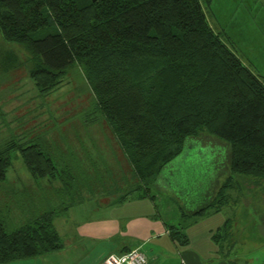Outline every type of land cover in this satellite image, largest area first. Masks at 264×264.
Masks as SVG:
<instances>
[{"label":"trees","instance_id":"obj_1","mask_svg":"<svg viewBox=\"0 0 264 264\" xmlns=\"http://www.w3.org/2000/svg\"><path fill=\"white\" fill-rule=\"evenodd\" d=\"M0 36L26 54L19 61L7 51L4 72L10 63L25 67L47 95L67 71L80 69L91 94L90 108L71 118L77 127L53 117L27 129L20 118L1 121L0 264L62 249L53 219L85 196L153 199L147 185L160 181L184 142L200 132L228 146V177L209 204L189 214L180 208L184 220L219 211L235 175L264 180L263 76L212 31L201 0H0ZM102 122L128 177H113L91 139L90 126ZM67 123L75 142L63 130ZM13 152L33 179L30 188L1 186ZM166 227L173 240L187 243L180 224Z\"/></svg>","mask_w":264,"mask_h":264},{"label":"rangeland","instance_id":"obj_2","mask_svg":"<svg viewBox=\"0 0 264 264\" xmlns=\"http://www.w3.org/2000/svg\"><path fill=\"white\" fill-rule=\"evenodd\" d=\"M201 3L212 31L251 69L264 75V0H211L209 6L202 0ZM51 32L52 29L41 31L35 38ZM7 51H13L19 61L26 59L21 47L4 42L0 36V123L20 118L22 127L27 129L51 117L60 123L65 119L70 121L90 108L91 94L80 69L71 68L57 89L41 95L27 76L25 67L10 63L7 73L2 70V60L9 53ZM70 122L78 126L77 121L72 119ZM69 123L63 130L75 142ZM15 125L13 122L10 127ZM90 134L110 164L113 177L119 179L122 174L128 177V166L107 126L103 122L94 124L90 126ZM198 143L201 147L195 149ZM227 154L228 146L224 142L200 132L184 142L180 153L162 169L160 181L147 185V193L153 195V199L132 195L124 201L112 203L113 198L98 192L97 195L85 196L83 201L64 212H57L53 225L62 249L46 254L38 264H98L108 255L120 252L123 246L132 249L135 243L142 244L141 251L146 257H151V264H164L169 249L163 246L165 240L171 239L165 234L157 236L163 232L164 226L180 224L186 238L193 240L200 235L197 233L199 227H191L188 223L214 221L216 225L220 221L223 227L226 219H230L227 225L230 229L214 232L221 235L217 240L219 246L223 250L230 249L232 258L250 259V262L237 264H263L264 180L235 175L232 186L226 191V202L209 218L184 220L179 211L180 208L182 212L193 211L204 202L209 194L208 183L218 169V184L211 190V196L215 197L227 180ZM12 156L6 182L1 186L12 185L17 190L30 188L33 180L20 155L13 152ZM116 162L120 163L122 171ZM141 191L144 193L145 190ZM115 195L114 198L121 192ZM173 241L180 248L185 245L182 239Z\"/></svg>","mask_w":264,"mask_h":264},{"label":"crops","instance_id":"obj_3","mask_svg":"<svg viewBox=\"0 0 264 264\" xmlns=\"http://www.w3.org/2000/svg\"><path fill=\"white\" fill-rule=\"evenodd\" d=\"M246 65L248 66V63ZM251 70L253 72H255L253 69H251ZM258 75H260V74H258ZM260 76H263V79H264V75H260ZM196 147H201V146H199V143H198L197 145L195 144V149H196ZM204 147H207L209 149L211 148L209 146H204ZM222 149H223V151H226L225 147H223ZM221 173H222V171H221ZM224 173L227 174V172H224ZM219 174H220V171L217 169V171L213 174V176L211 177V179L208 183V190H209L208 196L205 197L204 202H202V204H199V206H197V208H195L193 211L187 210L188 214L193 213V212L201 209L202 207H204L205 205L209 204L212 201L214 196H211V190H212V188L214 189L217 186V184H218L217 178H218ZM41 182L43 183L44 181H41ZM133 195H136V194H133ZM136 196L139 197L138 195H136ZM182 201H184V200L182 199ZM217 212L218 211H214L213 208H209L205 212V214L197 217V219H200V218L205 217V216H208V218H209V216H213V214H215ZM210 218H212V217H210ZM188 224L191 227L192 226L193 227H199V229L197 230V233H199L200 235H198V237L194 238L193 240L187 239V243L185 245H183V247H181V248L178 247L176 245V243L172 240V238L169 236V234L167 233V227L166 226H164L163 232L161 231L157 234V236H161V235L165 234L171 238V239L165 240V245L163 246V247H167L169 249L168 254L165 255L166 259L164 261V264H237L238 262H242V263L250 262V259H248V258L241 260V259L230 257L231 250L230 249L223 250V248H221L219 246V244L217 242V240L219 238L215 236L216 233H214V232H217L222 227L221 226L222 224L220 221L217 222L216 225H215L214 221H213V223H210V222L209 223H203V222L197 221V223L190 222ZM132 245H133V248L140 247V249H141L142 244L135 243ZM122 250H127V248L125 246H123ZM45 256H46V254L42 255L40 257L34 258V259L21 260V261L11 262L8 264H38V260L40 258H44ZM146 258H147L146 264H151V262H150L151 257H146ZM40 260H42V259H40ZM152 262H155V260Z\"/></svg>","mask_w":264,"mask_h":264},{"label":"built area","instance_id":"obj_4","mask_svg":"<svg viewBox=\"0 0 264 264\" xmlns=\"http://www.w3.org/2000/svg\"><path fill=\"white\" fill-rule=\"evenodd\" d=\"M147 258L140 247L108 255L99 264H146Z\"/></svg>","mask_w":264,"mask_h":264},{"label":"water","instance_id":"obj_5","mask_svg":"<svg viewBox=\"0 0 264 264\" xmlns=\"http://www.w3.org/2000/svg\"><path fill=\"white\" fill-rule=\"evenodd\" d=\"M92 2L96 1V0H91Z\"/></svg>","mask_w":264,"mask_h":264}]
</instances>
